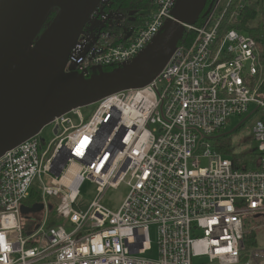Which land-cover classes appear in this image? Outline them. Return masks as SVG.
I'll list each match as a JSON object with an SVG mask.
<instances>
[{
	"label": "built area",
	"instance_id": "1",
	"mask_svg": "<svg viewBox=\"0 0 264 264\" xmlns=\"http://www.w3.org/2000/svg\"><path fill=\"white\" fill-rule=\"evenodd\" d=\"M177 1L152 0L135 28L113 12V0H102L65 71L128 63L172 18ZM224 1L188 26L194 41L178 46L148 84L73 108L1 156L0 264H264V248L246 239L264 221V66L252 37L220 29L230 8L239 17L249 0H228L221 13ZM233 117L256 118L246 164L216 146ZM47 127L55 135L49 142L41 136ZM88 180L96 194L78 211ZM121 185L129 191L114 211L103 194ZM36 188L44 209L25 226L21 207ZM49 199L59 224L51 223ZM151 226L157 260L143 256Z\"/></svg>",
	"mask_w": 264,
	"mask_h": 264
},
{
	"label": "water",
	"instance_id": "2",
	"mask_svg": "<svg viewBox=\"0 0 264 264\" xmlns=\"http://www.w3.org/2000/svg\"><path fill=\"white\" fill-rule=\"evenodd\" d=\"M101 1L1 0L0 158L57 116L148 84L169 61L188 26L208 15L215 0H178L172 18L128 63L111 70L99 67L93 74L74 68L67 73L70 52ZM43 209L42 204L22 206L21 213Z\"/></svg>",
	"mask_w": 264,
	"mask_h": 264
},
{
	"label": "trees",
	"instance_id": "3",
	"mask_svg": "<svg viewBox=\"0 0 264 264\" xmlns=\"http://www.w3.org/2000/svg\"><path fill=\"white\" fill-rule=\"evenodd\" d=\"M211 2L212 0H209L208 4ZM227 2L228 0H225L221 5V13H223V11L225 10ZM237 2L238 0H235V3ZM149 8H152V0H113L112 3L113 12L123 14L124 23L126 25H132L135 28L141 27L143 22H145V17L140 16L138 13L141 12V10H146ZM234 8L235 6H232V8H230L231 10L227 11V14L220 22V29H222L223 32H228V30L234 29L252 37L256 41L258 50L260 51L261 63L264 66V0H249L247 6H245V9H243L240 16L233 18L231 17V14ZM55 12L56 11L52 13L51 17L48 20V23L51 22L52 19L55 17ZM203 19L204 17H201L199 19V21L196 23L197 26L202 23ZM194 39V34L191 31L187 30L185 32L183 40L179 43L178 46L185 44L189 45L191 42L194 41ZM262 80L263 81L259 89V94L261 98H264V78H262ZM217 145L219 146L221 153L227 156L232 154L238 163L241 161L242 163L246 164V162H249L251 157H253L252 154L247 152H242L240 154L233 153L231 151L232 138L222 137L217 141L216 146ZM249 167L257 168V166L252 164ZM49 201L51 202L50 206L52 207V210L50 211L51 223L59 224L61 222V219H59L57 215H55L56 204L50 199ZM40 203V194L38 189L36 188L34 191L31 192V196L25 201L24 205L28 208H31L35 204ZM23 216L24 225L28 226V220L31 219L33 215L29 214ZM256 235L257 232L254 230L248 233V235L246 236L248 247H255L257 245Z\"/></svg>",
	"mask_w": 264,
	"mask_h": 264
},
{
	"label": "rangeland",
	"instance_id": "4",
	"mask_svg": "<svg viewBox=\"0 0 264 264\" xmlns=\"http://www.w3.org/2000/svg\"><path fill=\"white\" fill-rule=\"evenodd\" d=\"M151 11L150 9L143 10L140 14V16H148L150 15ZM89 109H85L84 112L89 111ZM255 117L247 118V119H240L237 117H233L230 120V125L227 128L226 133L228 134V138H232V147L231 151L236 154H240L242 152H245L247 148L249 149H255V144H251L253 141L252 138V128L254 125ZM241 127V129L239 128ZM42 137H45L47 141L49 142L52 140L55 135L52 133V130L50 128H45V130L41 134ZM228 158H233L231 155H226ZM80 189V198L79 203L74 204V208L78 211H86L90 205V203L93 201L95 194H96V185H94L91 181H86L81 185ZM128 188L126 185H121L117 187V189H108L103 194V204L108 206L110 209L116 211L118 207L122 204V202L125 200V197L128 194ZM38 214H35L37 216ZM256 225V238H257V245L260 248H264V221H260L258 223H255ZM262 225V226H261ZM261 226V227H260ZM149 239L151 241V250H149L145 255H143L146 258H151L153 260H157L159 258L158 256V244H157V234H156V227L151 226L150 233H149ZM196 264H200V262L196 261Z\"/></svg>",
	"mask_w": 264,
	"mask_h": 264
}]
</instances>
